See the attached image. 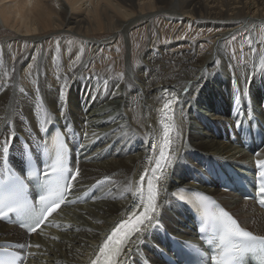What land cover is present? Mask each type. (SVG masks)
I'll return each mask as SVG.
<instances>
[{
    "label": "bare ground",
    "instance_id": "6f19581e",
    "mask_svg": "<svg viewBox=\"0 0 264 264\" xmlns=\"http://www.w3.org/2000/svg\"><path fill=\"white\" fill-rule=\"evenodd\" d=\"M157 16L174 26H184L186 31L196 29L200 38L189 39L188 47L174 50L183 40L159 46L155 36L151 37L140 63L135 66L131 62V74L119 69V75L105 74L98 60H77L75 54L81 48H76L77 52L69 50L67 56V44L60 51L56 49L61 59L27 60L49 31L80 36L78 43L94 48L111 45L123 31L132 47L135 45L130 33L133 26L139 22L150 24ZM261 26L264 27V0H0V27L15 31L19 41L32 37L34 45L22 60H16L17 56L15 60L7 57L0 60V146L10 131L40 136L38 113L49 106L56 122L67 130L64 127L67 120L52 103L65 83L64 78L68 84L65 92L69 127L76 129L77 138L85 145L80 151V163L75 162V167L80 169L79 183L74 184L70 196L78 200L77 204L63 207L52 218V224L32 236L0 222V242L24 244L26 264H90L103 237L128 214L134 203V197L126 191L127 185L139 180L153 144L152 137L161 135L158 122L163 100L159 97L165 88L175 89L186 103L182 114L176 110L181 138L169 179L163 182L167 192L162 194L161 201L166 199L167 204L161 207V225L183 237L193 234L188 207L170 196L172 191L184 188L213 194L244 227L264 236V210L238 194L215 187L216 181L207 173L213 162L227 160L239 170H247L256 151L264 156V140L261 145L253 142L245 148L237 131L238 123L242 126L247 118L255 117L264 136V76L258 74L264 56L243 60L224 49L227 40L236 33ZM93 35L109 37L98 40ZM207 38H213L211 49L202 52L201 45ZM2 40L0 50L4 49L5 55L11 54L12 51L7 52L10 51L8 40ZM51 53L53 58L55 52ZM216 60L220 61L219 65L213 64ZM245 78L250 96L242 97L239 105L234 104V88L237 83L243 88ZM117 81L118 87H114ZM197 84L200 86L196 91L184 93L186 87L195 88ZM20 89H24L23 94ZM111 92L115 96L109 95ZM238 108L246 109L239 118ZM232 130L237 138L235 142L231 140ZM84 132L88 133L86 139ZM12 140L13 150L20 149L16 139ZM11 156L16 161L13 153ZM101 179L105 181L97 190L94 183ZM88 190L93 193L95 190V194L85 199ZM163 245L168 242L154 230L145 239L139 256L133 253L132 257L136 262L147 257L149 261L163 263L155 248Z\"/></svg>",
    "mask_w": 264,
    "mask_h": 264
},
{
    "label": "snow or ice",
    "instance_id": "6c2138e0",
    "mask_svg": "<svg viewBox=\"0 0 264 264\" xmlns=\"http://www.w3.org/2000/svg\"><path fill=\"white\" fill-rule=\"evenodd\" d=\"M235 39V37H233ZM249 43H251L249 41ZM59 47V41H57ZM82 51V50H81ZM255 52V49H251ZM79 57H77V60ZM76 61H72L75 66ZM213 64L219 65L220 61H213ZM261 71L258 73L264 76V59L261 60ZM209 75L207 69L205 76ZM123 78V74H120ZM58 90L57 96L53 98L54 103L65 117L67 122L64 127L68 132H74V127H69L71 121L67 119V94L65 88L68 87L66 82ZM204 76L201 77V80ZM233 79H235L233 77ZM248 80L245 78L244 87L241 88L237 83L234 88V104L239 105L242 97L250 96L248 87ZM199 84L195 88H185L184 93L189 91H196ZM114 87H118V81ZM24 93V89H20ZM139 91V90H138ZM39 92V89H37ZM115 96V92L109 93ZM94 99V98H93ZM159 99L163 100V107L160 109L161 118L160 126L162 134L159 137L153 136V144L149 149V157L146 158L145 168L139 176L138 181H130L127 185V193L134 197V203L128 210V214L118 220L111 228L110 233L105 235L102 242L94 250L95 257L90 264H136L132 260V255L135 253L139 256L141 246L145 239L153 235L154 230L161 228V207L167 204V200L161 201L163 193L167 192V188L163 186V182L169 179V170L173 168L176 160V151L181 138V128L176 122V110L179 109L180 114L183 113L184 104L186 101L178 94L175 89L165 88L162 90V95ZM246 109H237V118L245 112ZM40 119L37 131L45 133V137L36 138L32 136V144L37 155L41 150L45 156L54 150V161L48 165V170L43 171L45 179L40 182V189L43 192L39 196L37 203L26 195L28 183L26 179L31 182V174L28 177H23L16 171H13L8 165V153L10 152L9 142L12 139H17L14 131H10L8 139H6L2 146H0V155L4 158V166L0 167V219L8 218L9 214L15 213L22 218V221H30V225L26 226L28 233H36L37 229L51 216L52 213L60 207L65 201V197L73 188V182L79 183L77 178L80 176L79 167H75V172L68 166L67 160V144L65 142L64 134L56 127V118L51 111V106L41 108L38 113ZM255 119V117H253ZM23 123V121H22ZM50 124L56 132L54 139L51 141L49 147V140L47 137L51 136V132L45 125ZM87 122H85V125ZM240 126L239 123L237 125ZM93 135H97L93 133ZM108 135V134H106ZM87 132L83 133L86 139ZM85 145L81 143L79 147L83 148ZM22 148L27 152L29 145L24 143ZM259 156L260 152H255ZM256 173L253 184L257 187V195L260 196V204H264V159L256 160ZM51 176V179L48 177ZM101 181H97L98 186ZM184 188H179L170 193L171 197L177 199L178 202L190 204L193 209L201 213L202 226L200 232L205 231L211 233L210 237H204L208 244L216 243V255L210 256L208 253L201 251L197 246L186 244L184 246L194 249L199 253L200 257L207 258L208 264L213 260L216 264H244L246 259H255L259 264H264V236L254 235L252 231L246 230L241 224L222 207H218L213 211L210 207L215 201L207 195L196 193L195 197L188 198ZM95 194V190L93 195ZM91 198L90 196L88 197ZM21 226H25L21 223ZM133 245L136 247L133 248ZM13 245H0V264H23L24 258L16 253L10 252L8 249ZM16 248L22 250L24 244H16ZM211 252V249H209ZM161 255H165L161 251ZM147 257L141 261L145 264Z\"/></svg>",
    "mask_w": 264,
    "mask_h": 264
},
{
    "label": "rangeland",
    "instance_id": "374dc122",
    "mask_svg": "<svg viewBox=\"0 0 264 264\" xmlns=\"http://www.w3.org/2000/svg\"><path fill=\"white\" fill-rule=\"evenodd\" d=\"M165 25H166V27H165ZM165 28H166V30H162ZM164 31L167 32L166 36L164 34L166 32H164ZM196 31H197L196 29H193L192 31H189V30L186 31V30H184V26H181L180 24H177L174 26L170 22H167L165 20V18H163L162 16H157L155 18L154 22L152 21L150 24L139 22L135 26H133L130 33H132V37L134 38V42H135L134 46L131 47L130 42L128 40V34H126L122 31L116 35V37L114 38V42L111 45H109L110 47L109 46H107V47L106 46H100L99 48H94L91 45H85V46L81 45L80 43H78L79 42L78 39H81L80 36H77V35H74L71 33L65 34V33L60 32V31L59 32L49 31V32L45 33V35H43L46 37L36 47V49H38V50H35V52L33 53V56L27 60H36V59L43 60L44 58H47V57H50L51 60H58L57 58L61 59L62 55L59 57L58 53L56 52V49H57V51H60L61 48L66 47L65 44H67L69 46V47L67 46L68 47V51L66 53L67 56L69 55L68 54L69 50H70V53H71V51L72 52L78 51L75 54L76 58L79 57L78 60H98V62L102 64V65L100 64V67L104 73L106 72L105 74H108L110 76L113 74L119 75L117 69L122 70V72L125 74H131V70H130V69H132L131 62L135 66H137L140 63L141 54L144 52L143 50H145L146 45H148V41L151 37L155 36L154 41H158L159 46L165 45V44L173 45L176 43L175 41H177V40L179 41L181 39V41L182 40L183 41L180 42L176 47H174V50H179L180 46H181V48H185L191 44V43H189V39L190 40H196V39L200 38V36L197 35ZM141 32H142V34H141ZM162 32H164V33H162ZM161 34H163L164 36H162ZM17 36H18L17 33H15V31H13L12 29H9L7 27H0V41L2 39L8 40V43H9L8 46L10 48L9 49L10 51H7V52L12 51L11 54L8 53V54H6L7 55L6 56L4 54L5 53L4 49H1L0 51H2L1 52L2 54L0 53V60L1 59L3 60L5 57H7V60H15L16 58H17L16 60H20V59L22 60L23 57L25 56V53L27 54L31 51V49L34 46L32 43V40H31L32 37L31 38L27 37V38H24L25 40L19 41V39H16ZM62 37H64V38H62ZM67 37H69V38H67ZM92 37H95L98 40H103L105 38H108L109 35H105L103 37H101L100 35H93ZM234 37H235V39L231 38V39L227 40L226 44L224 45V49L225 50L227 49L230 52V54L234 55V57L241 56V58L243 60H244V58H247V60H250L251 58H253L255 56H262V57L264 56V27L261 26L259 28H255V29L251 30L250 32L241 31L240 33H236V35ZM53 38H55V39H53ZM44 40H45V42H44ZM73 40H74V42H73ZM207 40L208 41H203V44L201 45L200 51L204 52V51H207L208 49H211V45H212L211 42L213 41V38L212 39L207 38ZM57 41H59V47H57ZM70 41H72V43ZM75 41H77V42H75ZM185 41H187V42H185ZM249 41L251 43H249ZM75 43L78 46L74 45ZM29 44H31V45H29ZM255 44H257V45H255ZM236 45H238L237 46L238 48L236 47ZM13 46H14V48L16 47L15 48L16 50L13 49ZM54 46L57 48H55ZM72 46H75V47H72ZM111 46H112V48H111ZM115 46H117V47H115ZM244 46H246V47L244 48ZM76 48L77 49L81 48V49L77 50ZM253 48L255 49V52L251 51V49H253ZM73 49H75V50H73ZM48 52H49V54L47 56L46 53H48ZM51 52H55V53H53V58L51 57L52 56ZM79 52H80V54H79ZM12 53H14V54H12ZM257 53L260 55H258ZM216 75H218V74L216 73Z\"/></svg>",
    "mask_w": 264,
    "mask_h": 264
}]
</instances>
